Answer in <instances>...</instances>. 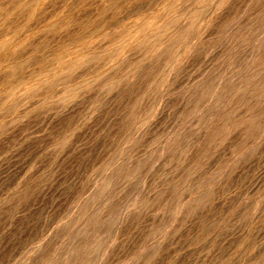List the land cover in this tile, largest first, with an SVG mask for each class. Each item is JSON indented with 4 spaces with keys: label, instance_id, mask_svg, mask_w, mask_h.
<instances>
[{
    "label": "rangeland",
    "instance_id": "374dc122",
    "mask_svg": "<svg viewBox=\"0 0 264 264\" xmlns=\"http://www.w3.org/2000/svg\"><path fill=\"white\" fill-rule=\"evenodd\" d=\"M0 264H264V0H0Z\"/></svg>",
    "mask_w": 264,
    "mask_h": 264
},
{
    "label": "bare ground",
    "instance_id": "6f19581e",
    "mask_svg": "<svg viewBox=\"0 0 264 264\" xmlns=\"http://www.w3.org/2000/svg\"><path fill=\"white\" fill-rule=\"evenodd\" d=\"M170 8V7H169ZM204 11V10H203ZM160 18V17H159ZM175 19V18H174ZM172 21V20H171ZM200 23V22H199ZM166 25V24H165ZM123 29V28H122ZM151 36V35H150ZM181 37V36H180ZM149 39V38H148ZM165 39V38H164Z\"/></svg>",
    "mask_w": 264,
    "mask_h": 264
}]
</instances>
